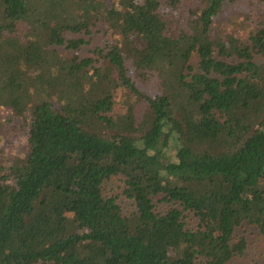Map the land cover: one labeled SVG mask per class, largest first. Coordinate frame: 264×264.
<instances>
[{
	"label": "trees",
	"instance_id": "obj_1",
	"mask_svg": "<svg viewBox=\"0 0 264 264\" xmlns=\"http://www.w3.org/2000/svg\"><path fill=\"white\" fill-rule=\"evenodd\" d=\"M252 1L0 0V107L27 133L0 151V264H229L238 229L264 237ZM115 177L132 213L103 193Z\"/></svg>",
	"mask_w": 264,
	"mask_h": 264
},
{
	"label": "rangeland",
	"instance_id": "obj_2",
	"mask_svg": "<svg viewBox=\"0 0 264 264\" xmlns=\"http://www.w3.org/2000/svg\"><path fill=\"white\" fill-rule=\"evenodd\" d=\"M110 1V0H109ZM264 7L252 1L248 4L245 14H251L257 18H264ZM166 14H170L168 9H164ZM242 35V34H241ZM88 45L82 48L78 53L82 58L92 56V52L98 47H104L109 41L110 37L105 34V28L99 26L95 29L91 36L86 37ZM136 45L143 48L144 43L137 38H134ZM192 65L195 70H198V56L194 55L192 58ZM3 74H9L10 71L5 69L1 71ZM120 109L117 113L121 114ZM22 119L18 117L12 109L7 107H0V151L3 155L11 159L23 156L26 153L27 133L22 130ZM1 161V154H0ZM123 181L119 177H115L103 186V193L106 196H116L119 198L118 202L122 205L125 213H132L135 208L129 200L123 195ZM236 238H244L247 243L245 253L235 258L229 264H264V237L260 231L253 227H242L237 230Z\"/></svg>",
	"mask_w": 264,
	"mask_h": 264
}]
</instances>
